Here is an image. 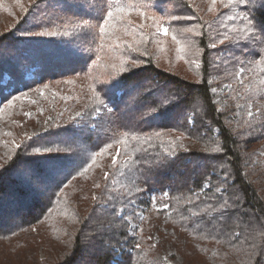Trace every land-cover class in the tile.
Wrapping results in <instances>:
<instances>
[{
  "label": "trees",
  "instance_id": "obj_1",
  "mask_svg": "<svg viewBox=\"0 0 264 264\" xmlns=\"http://www.w3.org/2000/svg\"><path fill=\"white\" fill-rule=\"evenodd\" d=\"M142 1L114 0L89 30L76 20L59 39L26 10L0 33V264H77L86 245L100 264H165L167 241L184 264H264V0H162L171 36L198 49L197 80L158 65L159 16ZM2 2L15 19L31 4ZM87 34L96 45L78 62L96 60L106 78L25 81V52L77 51L67 39ZM222 83L220 105L210 89ZM156 193L166 209L147 204Z\"/></svg>",
  "mask_w": 264,
  "mask_h": 264
},
{
  "label": "rangeland",
  "instance_id": "obj_2",
  "mask_svg": "<svg viewBox=\"0 0 264 264\" xmlns=\"http://www.w3.org/2000/svg\"><path fill=\"white\" fill-rule=\"evenodd\" d=\"M2 1L8 0H0V33L6 32L7 30H9V28L11 29V27L15 25L16 21L20 19V16L22 14L23 17L28 16L22 13L26 10L27 14L33 12L39 15V19L41 21H39L38 23L42 25L40 35L44 36L43 38L49 37L51 39L52 36L56 37L53 39H59L60 34L58 28H60L61 30L70 29L71 23L76 20L81 23H84V25H86V29L89 30L91 20L94 21L97 19H101L105 12H107V7L109 6V4L111 5L114 3V0H34V3L33 0H24V3L28 1L31 2V4L25 6L24 8H22L24 4H19L16 7L15 19L5 14ZM145 3L147 6H145L147 10L153 11L151 14L159 16V18L152 17L151 23L153 32L159 35L157 38V42H154L155 46L159 47V54H157L155 57L156 61L158 62V65L166 70L172 69L177 74L182 75L189 80H197L199 75V53L197 48L192 47L194 46V42H184L181 40H176L171 36V33L168 32V35L164 36L160 32V29L162 27L168 28V23L171 22L172 17L169 18L167 14L170 13L172 8L168 6L167 2H163L162 0H143L142 4ZM211 4L214 3L212 2ZM219 9L220 5L218 3H215L214 9L210 14H212V16L217 15V11ZM223 12L224 10L221 9L218 13L223 14ZM226 17L228 18L229 16ZM29 24L34 23L30 21ZM234 28L237 27L231 26L230 30H233ZM240 29H242V27H240ZM185 31L190 32V27H187ZM25 35L27 36V34ZM65 35L67 36L68 34ZM91 37L92 36L87 34V37L85 39H77L75 41L67 39V42H74L75 44H77L76 46L78 47V50L75 51L72 49H64L62 51V54L60 55H48L42 49L40 51L35 50L36 47L32 50H29L28 52H25L29 60V63L27 64L24 73L25 81L27 80L36 82L42 79L43 82H47L52 77L67 75L69 73L71 76L77 75L73 76L72 78H79L82 81L83 77L97 78L100 80L106 78L107 74L100 69L96 60H89L85 62L84 66L83 62H78L82 58V56H85L84 54L89 53L91 51V48L88 47H95L96 43L90 42ZM37 38H40V36L36 35V37H33V39ZM98 38L99 35L97 34L96 39ZM33 41L39 42L35 40ZM33 41L31 40V42ZM216 41L217 44H230V42H226V40L221 37H217ZM52 42L55 41L53 40ZM83 45L88 47H85ZM42 46H45L46 48L49 47L47 42ZM240 50L243 51L244 48L240 47ZM219 55H221V52H219ZM103 62L108 63V61ZM216 62H218V59L216 60ZM222 84V87L211 86L210 89L211 93L213 94V100L220 105L223 104L222 94L224 88H227L228 83ZM213 89H215V91H213ZM131 104L132 100L126 99L123 100L122 107L129 106ZM106 105H110V103L107 102ZM246 109L247 114L252 113L249 105ZM174 112L175 111H172L166 116V118H177V114L176 112ZM71 117L79 118L80 116H77V113H72ZM46 118L48 121H52L50 120L51 118L54 119L52 115H47ZM164 118L165 117H163L162 119ZM46 129L47 126L44 123H37V125L30 127L28 133L24 135H38L44 132ZM24 131L25 129L23 130V133ZM164 197V193H156L153 195L151 194L147 196V204L153 208L159 207L160 209H166L165 206H163V200H165ZM38 198L41 199V195H38ZM144 209V205L138 207L135 213L136 217L134 218V220L128 219L131 234L134 233V228L141 221V213ZM5 224H7V222L0 223V227ZM151 234L153 235L154 241H160L162 238L160 236L162 235L167 236L164 235V231L162 233L158 232L157 235L155 232ZM84 252L85 253L83 254V257L79 262H77V264H100L97 260V255L101 253L99 247H97L96 245H86ZM41 253H43V251H40V259L43 258V255ZM10 260L11 262L9 264H18L15 259ZM162 260L165 264H184L181 257L179 256V253H177V251L173 248V246H171V244L168 243V241L164 243ZM26 264H32V262H26Z\"/></svg>",
  "mask_w": 264,
  "mask_h": 264
},
{
  "label": "snow or ice",
  "instance_id": "obj_3",
  "mask_svg": "<svg viewBox=\"0 0 264 264\" xmlns=\"http://www.w3.org/2000/svg\"><path fill=\"white\" fill-rule=\"evenodd\" d=\"M107 15H108V17L110 18V17L112 16V13H111V12H108ZM104 23L107 24V23H108V20H105ZM101 31H102V32L104 31V28H103V27H101ZM160 32H161L162 35L167 36L169 30H168L167 27H162V28L160 29ZM173 38L175 39V37H173ZM221 43H223V42H221ZM213 91H215V89H213ZM38 151H39V150H38ZM23 178L27 179V178H28V174H27V173L23 174Z\"/></svg>",
  "mask_w": 264,
  "mask_h": 264
}]
</instances>
